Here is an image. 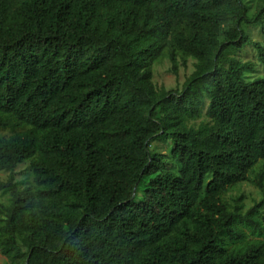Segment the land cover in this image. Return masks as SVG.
Segmentation results:
<instances>
[{
  "label": "trees",
  "instance_id": "16d2710c",
  "mask_svg": "<svg viewBox=\"0 0 264 264\" xmlns=\"http://www.w3.org/2000/svg\"><path fill=\"white\" fill-rule=\"evenodd\" d=\"M263 14L242 0H0V131L23 128L0 136V172L30 160L34 184L0 181L7 261L264 264L257 206L222 201L264 160V77L217 67L251 45L264 70L240 30L264 36ZM165 48L197 62L179 93L152 84ZM205 100L208 120L189 125ZM158 136L176 172L149 154Z\"/></svg>",
  "mask_w": 264,
  "mask_h": 264
},
{
  "label": "rangeland",
  "instance_id": "374dc122",
  "mask_svg": "<svg viewBox=\"0 0 264 264\" xmlns=\"http://www.w3.org/2000/svg\"><path fill=\"white\" fill-rule=\"evenodd\" d=\"M246 15L251 16L258 13L264 6V0H242ZM264 22V14L262 16ZM240 30L251 42H257L264 48V36L261 32V27L258 25H247L242 23ZM169 38V37H168ZM170 39V38H169ZM172 51L165 48L158 59L151 66V80L158 92L163 89L166 92H181L186 81L191 79L197 71V62L191 58L183 57L174 53V59L171 60ZM225 60V61H224ZM228 61H235L239 64L248 66L242 75L246 81L264 77V70L257 62V55L251 45H246L241 48L226 49L217 60L218 68H227ZM201 118L193 120L189 125L197 126L208 119L204 116V110ZM23 128L3 129L0 131L2 138H7L13 133L22 131ZM172 150V143L165 137H156L148 144V151L151 156H157L162 163L168 166V170L176 172L178 166L170 160ZM12 178L13 182L21 189L34 188L33 174L31 170V161L19 165L13 172H0V181L5 182ZM264 183V160L259 161L258 164L250 171L245 183L230 187L223 195L222 201L232 211L235 207H240V213L246 214L250 209L257 206V221L262 227V231L254 236H249V239L264 240V198L257 186L258 182ZM142 187L137 189L136 199H141L140 191ZM8 195L0 193V225L4 220L2 207L8 204ZM248 233V232H247ZM0 264H11L0 252Z\"/></svg>",
  "mask_w": 264,
  "mask_h": 264
}]
</instances>
